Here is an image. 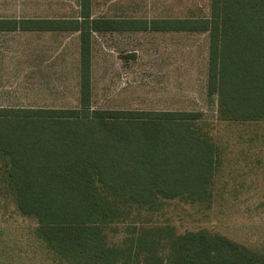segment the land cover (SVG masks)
<instances>
[{
	"label": "trees",
	"instance_id": "16d2710c",
	"mask_svg": "<svg viewBox=\"0 0 264 264\" xmlns=\"http://www.w3.org/2000/svg\"><path fill=\"white\" fill-rule=\"evenodd\" d=\"M91 6L79 0L78 16L34 25L0 22L80 37L79 108L0 107L4 184L36 238L66 264H264V252L206 230L177 235L127 222L162 201L217 192L222 148L201 113L92 108L94 34L205 33L219 120L264 122V0H210L208 16L151 21L93 18ZM120 224L131 236L115 244Z\"/></svg>",
	"mask_w": 264,
	"mask_h": 264
},
{
	"label": "rangeland",
	"instance_id": "374dc122",
	"mask_svg": "<svg viewBox=\"0 0 264 264\" xmlns=\"http://www.w3.org/2000/svg\"><path fill=\"white\" fill-rule=\"evenodd\" d=\"M122 8L150 21L202 17L210 0H94L96 16L112 17ZM0 15L73 18L78 10L76 0H0ZM13 36L0 47V105L79 108V34ZM208 58L205 33L94 34L92 108L201 113L200 126L222 148L217 192L204 202L162 201L127 222L172 227L177 235L206 230L264 252V122L219 120L218 97L208 95ZM4 174L0 159V264H66L36 238V223L18 210ZM120 226L115 244L131 236Z\"/></svg>",
	"mask_w": 264,
	"mask_h": 264
},
{
	"label": "crops",
	"instance_id": "0c3cea01",
	"mask_svg": "<svg viewBox=\"0 0 264 264\" xmlns=\"http://www.w3.org/2000/svg\"><path fill=\"white\" fill-rule=\"evenodd\" d=\"M76 7L77 10L79 12V0H76ZM91 12L93 15V18H115V19H125V20H135V19H144V20H148L147 18H140V17H136V16H129L127 12H130V10L128 9H121L117 12V14L115 16H110V17H102V16H96L94 13V0H92V6H91ZM78 16V15H77ZM62 18H68V17H42V16H17V17H11V16H4V15H0V22H8V21H17V22H23V21H27V22H33V24L30 25H34L35 22L37 21H41V20H52V19H62ZM159 20H163L165 18H157ZM154 20V19H153ZM8 24H1L0 23V47L3 48L4 46H6L8 44V37H14L13 35H17L20 33H34V34H42V32H38L35 30H22V29H15V30H10L8 29ZM8 38V39H7ZM3 62V60H1ZM0 67L2 68V65H0ZM9 106H14V105H0V107H9ZM15 106H19V107H23L20 105H15ZM28 107H33V106H28ZM34 108V107H33Z\"/></svg>",
	"mask_w": 264,
	"mask_h": 264
}]
</instances>
